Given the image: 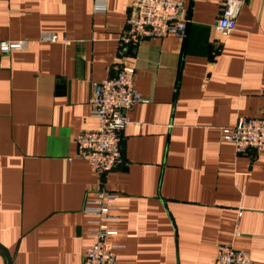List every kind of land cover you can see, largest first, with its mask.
<instances>
[{"label":"crops","instance_id":"0c3cea01","mask_svg":"<svg viewBox=\"0 0 264 264\" xmlns=\"http://www.w3.org/2000/svg\"><path fill=\"white\" fill-rule=\"evenodd\" d=\"M0 0V264H83L100 187L119 194L117 264H214L220 244L264 264V154L222 129L264 110V0L227 37L224 0H187L186 38L121 51L131 0ZM47 35L65 42L51 43ZM143 101L122 133L125 164L99 177L75 139L98 128L92 82L119 66Z\"/></svg>","mask_w":264,"mask_h":264},{"label":"built area","instance_id":"2783aa9c","mask_svg":"<svg viewBox=\"0 0 264 264\" xmlns=\"http://www.w3.org/2000/svg\"><path fill=\"white\" fill-rule=\"evenodd\" d=\"M187 0H131L130 12L119 38L121 51L137 50L145 42L168 37L186 38L188 20L183 16ZM246 0H224L214 28L222 37L236 30L238 17ZM96 13L106 10L104 1H95ZM51 43L65 42L58 35H47ZM27 41L0 42V54L27 48ZM91 118L98 128L84 131L75 139L77 157L89 163L101 178L125 164L122 152V133L130 124L129 112L143 97L135 90V74L120 65L114 76L101 82H92ZM224 142L235 146L238 155L254 152L264 154V110L256 118L242 119L233 127L221 132ZM95 204L87 206L84 213L90 217V238L93 243L86 248L83 264H117L115 248L109 244L116 235L113 226L118 223L114 215L119 194L104 186L94 192ZM214 264H259L251 256L232 245L220 244Z\"/></svg>","mask_w":264,"mask_h":264}]
</instances>
